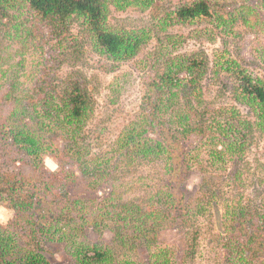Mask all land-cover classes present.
<instances>
[{
	"label": "rangeland",
	"instance_id": "374dc122",
	"mask_svg": "<svg viewBox=\"0 0 264 264\" xmlns=\"http://www.w3.org/2000/svg\"><path fill=\"white\" fill-rule=\"evenodd\" d=\"M193 1L144 0L146 4H143L138 0V4L132 5L111 4L107 18L110 29L137 35L146 33L148 37L139 53L124 62L94 51L88 38H83L80 24L74 23L65 34L68 40L78 36L75 43L83 45L75 67L68 63V52L61 47L66 42L57 44L60 36L54 35L51 26L39 24L26 6L25 16L18 18V45L12 46L14 40H8L9 48L0 47V70L5 73V76L0 73V125H12L7 118L13 107L6 96L8 91L18 98L36 85L58 84L79 71L96 101L94 116L85 128L90 147L87 157H104L108 153L111 156L113 142L137 117L155 74L153 58L169 53L165 57L167 61L200 52L210 61L202 88L205 102L213 104L217 111L223 109L220 116L223 122L229 118V111L236 108L239 119L255 120L251 108L236 102L231 89L224 86L234 84L235 80L224 71L215 79L212 69L215 60L224 56L264 82V6L260 0H211V19L178 23L175 12ZM23 20L25 25H32L29 35H25L26 28L21 26ZM179 39L183 40L181 44L176 42ZM72 51L75 49L70 48L69 53ZM24 123L31 122L26 119ZM212 133L190 136L180 142L181 150L187 152L185 163L190 166L173 187L177 193H184L183 197L179 195L183 203L178 202L175 212L172 208V216L161 212L164 218L149 238L144 232L148 227L141 221L127 225L125 220L117 223L116 219L127 203L148 212L156 207L163 211L171 207L169 189L161 178V168L166 165L164 159L156 162L140 159L132 167L118 166L114 169L117 172L106 174L101 181L93 174L94 168L99 166L106 172L113 169L107 164H96L84 174L81 163L72 158L65 136L54 131L43 136L44 151L37 165L34 156L13 146L11 139L2 141L0 177L33 184L49 180L50 187L44 192L46 201L60 206L69 203L72 207L70 216L62 214L58 227L50 222L41 236L52 264H79L74 251L94 244L103 250L111 249L116 260L133 264H264V134L256 132L254 141L244 151H231L223 144L229 138ZM213 135L215 139H211ZM211 150L224 154L223 160L215 161ZM158 162L163 163L161 167ZM207 174L213 176L218 215L212 209L204 211L206 201L201 189ZM185 204L194 209L201 205L200 214L182 217L177 209ZM38 212L39 216H31L11 206L10 200H1L0 228L18 238L21 245L29 240L38 242L39 234L35 232L40 222L36 220L43 215ZM183 221L191 222V226Z\"/></svg>",
	"mask_w": 264,
	"mask_h": 264
},
{
	"label": "trees",
	"instance_id": "16d2710c",
	"mask_svg": "<svg viewBox=\"0 0 264 264\" xmlns=\"http://www.w3.org/2000/svg\"><path fill=\"white\" fill-rule=\"evenodd\" d=\"M137 1L0 0V47L9 48L8 40H14L12 46L18 45V40H20L17 37L20 29L18 18L20 15L25 16L23 9L27 6L32 15L37 17L36 21L39 24L51 26L54 35L60 36L57 44L66 42L61 47L68 52L67 60L73 67L77 66L80 55H82L78 51L83 49L82 44L75 43L78 36L76 38L73 36L68 40L65 34L70 31L74 23L80 24L83 38H88L89 45L94 51L117 62L130 60L139 53L143 44L148 40L147 34L137 35L112 30L107 25V18L111 4L125 6L138 4ZM260 1L264 6V0ZM210 2L211 0H194L190 4L181 6L175 12L177 22L187 24L211 19L213 11ZM4 20L7 22L4 23ZM10 22L11 27H8ZM25 24L23 20L21 26L26 28L25 35H29L32 25L30 28ZM182 41L179 39L176 42L181 44ZM70 48H74L75 51L69 53ZM75 52L78 53L75 55ZM168 54L165 53L160 58L155 56L151 61L155 74L148 85L145 98L135 121L129 123L113 142L111 156L108 153L104 157H87L90 147L87 143L89 134L85 128L89 119L94 116L96 101L88 89L85 77L79 71L75 72L76 74H70L67 79L58 84L50 82L36 85L31 92L18 98L13 97L12 92L8 91L6 96L11 100L10 105L13 107L9 111L12 114L8 113L7 118L12 125H0V135L4 134L0 137V143L11 139L13 146L24 151L28 156H34L33 162L37 165L44 151L42 138L45 133L60 132L69 142L71 147L68 150L72 158L76 157V161L81 163L84 174L96 164H107L108 168L113 169L106 172V169L95 167L93 174L98 175L101 181L104 180L103 177L106 174L111 172L110 175H112L117 172L118 166L132 167L140 159L148 162L164 159L166 165L161 163L164 166L161 168V178L164 180V186L169 189L171 207L167 210L170 211H163L162 208L156 207L155 211L148 212V209L144 210L134 203H127L124 204L123 211L119 213L120 217L116 219L117 223L125 220L127 225H132L134 220L141 221L143 226L148 227L144 232L149 238L164 218L161 212L172 216L178 202L183 203L179 195L183 197L184 193H177L173 187L174 182L183 179L190 166L188 162L185 163L187 152L182 151L180 147L183 138L218 132L221 136L230 139L229 142L223 143L228 150L244 151L254 141L256 132L264 134V82L262 80L254 78L237 62L224 59V56L215 60L214 68L212 67L213 77L219 79L221 72H228L235 81L233 85L229 83L230 86L226 84L224 86L231 89L236 102L251 108L256 116L253 121L241 120L236 108L229 111V118L223 122L220 117L223 109L219 107L218 109L221 110L217 111L213 104L206 103L202 98L203 80L210 71V61L207 56L200 52V54L194 53L190 56L180 55L166 61L165 57ZM163 62L164 65L161 67ZM0 73L5 76L2 70ZM26 119L33 124L32 127L31 123L23 124ZM215 138L213 135L211 139ZM210 155L215 161H221L224 157V154L217 150H211ZM115 158L117 160H113ZM161 164L158 162L157 165L161 167ZM47 181L48 183L33 184L27 180L0 177V201L10 200L11 206L21 212H29L31 216L33 214L39 216L38 211L43 212V215L36 220L40 222V228L35 232L39 234V239L38 242H31L35 243L33 245L30 243L31 240L21 245L18 238L7 234L0 228V264H52L45 254L44 243L40 240L41 236L45 234V227L50 222L58 227V224L62 222V214L70 216L72 207L69 203L60 206L58 203L49 204L46 201L44 192L50 187V182ZM213 184V176L207 174L201 189L206 201L204 211L212 209L218 215L220 208L217 195L214 194ZM152 199L156 202L155 195ZM199 208L201 209V205L194 209L185 204L182 209L177 210L181 212L182 217L190 218L200 214ZM48 211L52 212V219L48 218ZM183 223L191 226V222L183 221ZM74 252L79 264H133L130 261L116 260L111 249L103 250L95 244L83 245Z\"/></svg>",
	"mask_w": 264,
	"mask_h": 264
}]
</instances>
